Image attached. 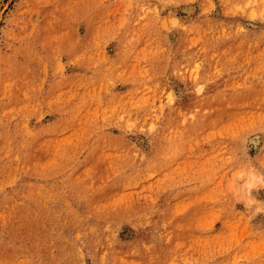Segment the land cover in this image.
Instances as JSON below:
<instances>
[{
  "label": "rangeland",
  "instance_id": "obj_1",
  "mask_svg": "<svg viewBox=\"0 0 264 264\" xmlns=\"http://www.w3.org/2000/svg\"><path fill=\"white\" fill-rule=\"evenodd\" d=\"M253 172L264 0H0V264H264Z\"/></svg>",
  "mask_w": 264,
  "mask_h": 264
},
{
  "label": "clouds",
  "instance_id": "obj_2",
  "mask_svg": "<svg viewBox=\"0 0 264 264\" xmlns=\"http://www.w3.org/2000/svg\"><path fill=\"white\" fill-rule=\"evenodd\" d=\"M243 175H244V173L242 172L241 176L239 178H243ZM249 175H250L251 179H258L261 183H264V175H261V176L257 177L254 172L253 173H249ZM247 186L250 187L251 184L249 183ZM262 211H264V209H260V208L255 209V213H259V212H262Z\"/></svg>",
  "mask_w": 264,
  "mask_h": 264
},
{
  "label": "bare ground",
  "instance_id": "obj_3",
  "mask_svg": "<svg viewBox=\"0 0 264 264\" xmlns=\"http://www.w3.org/2000/svg\"><path fill=\"white\" fill-rule=\"evenodd\" d=\"M255 139V138H254Z\"/></svg>",
  "mask_w": 264,
  "mask_h": 264
}]
</instances>
